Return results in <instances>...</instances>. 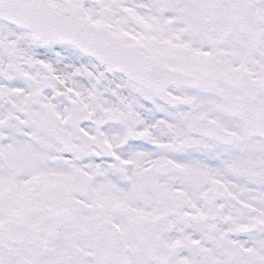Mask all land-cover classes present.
<instances>
[{"label": "snow or ice", "instance_id": "6c2138e0", "mask_svg": "<svg viewBox=\"0 0 264 264\" xmlns=\"http://www.w3.org/2000/svg\"><path fill=\"white\" fill-rule=\"evenodd\" d=\"M0 264H264V0H0Z\"/></svg>", "mask_w": 264, "mask_h": 264}]
</instances>
